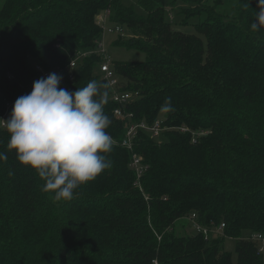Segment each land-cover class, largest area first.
<instances>
[{"label":"trees","instance_id":"1","mask_svg":"<svg viewBox=\"0 0 264 264\" xmlns=\"http://www.w3.org/2000/svg\"><path fill=\"white\" fill-rule=\"evenodd\" d=\"M134 1L142 14L122 0H0V114L42 78L36 63L61 69L59 87L69 91L106 84L95 74L102 61L95 50L97 16L109 10L107 23L131 34L116 44L146 54L112 62L122 88L140 94L126 105L132 120L189 129L157 140L141 133L140 190L121 145L127 120L114 116L109 99L112 166L71 201L42 191L44 180L7 149L9 134L0 130L8 156L0 162V264H233L226 238L235 239L236 264H264L245 239L264 232V28H250L257 0H236L231 17L206 8L196 33L172 27L166 9L176 0ZM78 51L91 53L70 70ZM169 97L173 110L165 112ZM192 213L203 226L224 223L223 235L176 234L177 220Z\"/></svg>","mask_w":264,"mask_h":264},{"label":"clouds","instance_id":"2","mask_svg":"<svg viewBox=\"0 0 264 264\" xmlns=\"http://www.w3.org/2000/svg\"><path fill=\"white\" fill-rule=\"evenodd\" d=\"M257 9L250 25L254 32L264 28V0H257ZM61 80L50 73L34 81L28 94L15 99L7 119L0 117V130L9 134L7 149L44 180L42 191H51L56 201H71L76 189L112 166L106 155L113 149L106 131L111 120L104 111L109 86L91 80L69 91L59 87ZM162 110H173L170 97ZM7 160L0 152V162Z\"/></svg>","mask_w":264,"mask_h":264},{"label":"built area","instance_id":"3","mask_svg":"<svg viewBox=\"0 0 264 264\" xmlns=\"http://www.w3.org/2000/svg\"><path fill=\"white\" fill-rule=\"evenodd\" d=\"M110 12L109 10H104L100 12L97 16L98 24L101 27L102 33L104 32H116L120 35L124 34V29L118 25L107 24V19ZM96 53L102 56V61L99 64L100 72L103 74L101 77L105 80L106 84L109 86V99L115 104L113 109V114L117 119L127 120V125L125 128V134L121 141V145L124 146L130 152V163L129 166L135 175L134 185L142 190L141 187V177L146 169L144 163L142 162V157L139 153L134 150L136 141L139 140L142 132L147 133L153 139H159L161 134L165 130L177 129L180 132H187L189 129H186L185 126H166L162 125V120L157 119L152 124H148L145 121H135L132 120V114L126 111V105L130 102L135 101L139 98L140 94L138 91H129L122 88V79L118 77L115 73L112 62L109 60L106 49L104 47V42L101 37V40L98 42ZM89 51L76 52L73 58L70 59L68 69H73L77 65L80 59H83L85 56L90 54ZM36 71L40 72L42 78H46L50 73H58V71H48L45 70L41 64L36 63L34 65ZM71 73H68V76L71 77ZM14 101L7 102L5 105V110L0 117L7 119ZM197 135H202L201 133ZM192 141H195V137L192 135ZM186 221L192 228L193 233H200L205 240L212 237V234L223 235L224 223L219 225L203 226L196 220V215L194 213L185 216ZM171 230V227H169ZM161 235H157V239L160 240ZM245 239L251 240L255 243L258 254L264 256V232H253L246 236ZM150 264H161L156 258L152 259Z\"/></svg>","mask_w":264,"mask_h":264},{"label":"rangeland","instance_id":"4","mask_svg":"<svg viewBox=\"0 0 264 264\" xmlns=\"http://www.w3.org/2000/svg\"><path fill=\"white\" fill-rule=\"evenodd\" d=\"M126 5H133L135 11L142 14L141 8L137 5L134 0H122ZM220 1V2H219ZM236 0H176L175 5L166 9V14L169 16V20L174 29L185 33H196L195 25L206 19L208 11L217 5L216 10L219 14L226 17H231L234 14ZM187 15V17H186ZM110 26V23L107 24ZM131 36L130 32H124L120 35L114 31L102 33V39L104 47L106 49L108 58L111 62H136L143 61L146 59V54L140 50L127 48L124 46L117 45V40L127 39ZM120 37V38H119ZM82 59L79 60V62ZM130 65V64H128ZM95 74L102 76L99 68H96ZM64 79L62 78L61 81ZM185 126V125H182ZM188 129L187 126H185ZM202 135L207 133V130L200 131ZM176 234L180 233H193L192 228L186 221L185 217L177 220L175 223ZM174 228V229H175ZM172 230V228H171ZM216 234H212V237H216ZM235 239L226 238L224 247L232 254L233 264H236V253H235Z\"/></svg>","mask_w":264,"mask_h":264}]
</instances>
